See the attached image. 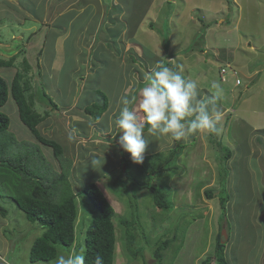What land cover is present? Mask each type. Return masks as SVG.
<instances>
[{"label":"rangeland","instance_id":"1","mask_svg":"<svg viewBox=\"0 0 264 264\" xmlns=\"http://www.w3.org/2000/svg\"><path fill=\"white\" fill-rule=\"evenodd\" d=\"M122 1H127L131 6L133 4L136 6L138 3L136 0ZM56 2L53 0L52 6V3L48 4L46 0H0V41L8 43L12 50L18 49L17 54L11 56L10 62L17 60L28 64L31 59H35L32 52H27L33 37V34L28 32V28L33 24V21L28 18V13L34 11L43 18L45 12L50 15L57 7H61L56 5ZM258 2L259 0H248L247 3L245 0H231L229 8L226 0L224 3L222 0H179L176 6L171 3L166 5V0H155L151 20L146 22L149 25L144 26L140 34L131 36L135 38L134 42L139 46H129L131 41L127 37L130 35H122L117 27L111 28L112 31L109 30L104 35L101 33L109 42H102V37L98 36L96 47L90 58V66L78 64L77 53H79L78 50L83 49L85 41L87 43L93 39L91 42H94L92 38L96 28L94 18L90 21V18H86L85 15L81 16L77 7L61 17L59 21L61 26L65 24L70 26L71 23L69 29L66 28V38H61L58 45L52 46L56 52V55L52 53V61L56 60L55 63L62 65H59L62 72L58 71L57 67L56 71L47 68L35 77L34 81L33 78L31 79L32 86L35 88V93L48 91L47 95L60 106L71 104L69 100L73 96L81 100V107H85L90 102L100 105L104 102L105 95L110 102L109 111L115 114L104 119V126L102 129L99 128L101 130L98 128L94 130V137L106 139V130H109L110 125L114 128V119L118 115L121 98L136 97L144 83L142 78L148 71L146 66L154 65L162 58L166 59L165 65L169 62L171 63L169 67L173 69L179 65V71L197 81L200 98L213 95L214 90L211 88L213 81L219 82L224 89L223 97L217 101V106L223 112L218 124L223 129L220 135L199 132L177 141L169 136L150 135L145 130L149 145L144 156L158 152L169 154L174 150L178 152L177 159L170 165L173 169L160 175L154 173V179L151 181L152 185L163 187L162 190L167 193V199L171 203L169 210H158L153 203L152 191L139 189L138 182L146 181L148 177L137 174L134 169H132L133 178L129 179L125 176L122 162L124 164L126 160H132V158L119 145L112 150L109 146L107 150L102 146L98 148L100 151L91 147L92 144L84 145L78 156L79 160H73L68 156L67 150L64 151V157L74 164L70 180L77 194L79 209L76 241L70 251L79 250L81 247L86 251L88 226L100 214L88 194L83 192L86 186L95 183L103 188L104 196L116 212L114 222L117 248L114 264H203V261L213 254L220 231L221 239L227 236L232 237L225 253L229 264L264 263V229L260 221V219L264 221V214L257 220L254 219L253 214L257 212L260 215L264 210V184L258 183L257 179L255 185L257 187L252 189L249 186L244 189L241 185L244 171L239 169V161L237 158L231 161L225 159L226 148L236 153L238 157L239 149L246 146L245 141L242 142L243 145L245 144L244 147L241 145L243 123L239 121V114H243L246 118L250 116L258 118L254 112L257 113L261 108L260 101H263L262 95L252 98V101L247 100L249 93H264L262 87L264 34L260 32L261 27L264 26V2ZM65 8L61 7L58 12L60 14L65 12L62 10ZM89 14L87 11L86 15ZM21 17H24L23 21ZM225 21L228 22L224 24ZM151 25L156 28L152 29ZM51 35L49 33L46 37L48 44L53 42L50 39ZM33 42H38V39L34 38ZM192 45L194 49H191ZM84 47L86 48L87 45ZM123 47L127 49L123 51ZM203 48L204 52L201 51ZM134 51L141 61H136L138 58L135 57V64L128 66L129 61L131 62L134 58L128 61L126 55L134 57ZM225 66L228 73L227 79L223 80L220 72ZM132 70H138L141 73H132ZM235 71L236 74L238 71V76H234ZM257 71L260 77L256 78L261 80L258 85L255 84L253 88H250L255 76L252 73ZM10 73V70L6 69L2 77L10 80L11 77L5 75ZM30 74L28 72L25 76ZM71 78L77 80L75 84L81 83L84 79L85 92L69 93ZM132 78L133 83H131ZM238 79L241 85L236 86ZM51 85L54 87L52 88ZM238 93H243L239 99ZM42 99L36 98L35 107L41 113L48 110ZM263 107L264 104H262ZM249 110L251 114L248 113ZM3 112L11 119L9 131L18 141L36 144L34 140H31L34 138L31 132L20 120L17 104L13 98L8 100ZM245 112H247L246 115ZM58 119V122H63L62 118ZM74 119L73 123L78 126L80 124L79 130L85 132L87 130L85 115L77 114ZM258 120L261 119L258 118ZM254 126L259 128L258 125ZM38 128L47 138L57 139V142L63 139L57 137V131L52 133V129L46 128L43 124ZM60 132L64 140L73 141L68 138L71 131L66 129ZM258 132L259 130L255 131L253 136L249 135V131L245 134L246 137L250 136L252 142H256V146H252L251 149L253 154L260 156L262 171L260 173L259 170L258 175L261 176V174L264 175V136L261 137L262 144H259ZM108 135H111L107 136V139L111 141L119 139L116 129L115 133ZM76 147L77 145L74 149ZM40 150L44 155V170L50 174V177L46 176V178L50 180L55 177L51 172H59L61 166L59 160L55 159L52 148L40 145ZM254 162L251 161V163ZM211 188L216 190L217 197L209 200L205 191ZM226 193L229 196V204L225 220L222 221L219 199ZM2 194L4 193L0 189V205L7 210L8 214L5 217L0 214V264H55L56 259L39 263L30 261L31 246L44 230L39 224L30 223L16 203ZM135 204L138 210H135ZM133 214L139 218L137 247L140 246L143 249L140 256L144 258L129 261L124 238H122L124 229L120 219L130 220ZM167 239L172 242L162 251V260L157 261L153 256L155 245ZM224 239L225 242L228 240V238ZM63 249L65 248H61L60 254L67 255L69 252H64Z\"/></svg>","mask_w":264,"mask_h":264},{"label":"trees","instance_id":"2","mask_svg":"<svg viewBox=\"0 0 264 264\" xmlns=\"http://www.w3.org/2000/svg\"><path fill=\"white\" fill-rule=\"evenodd\" d=\"M226 1L229 6L231 0ZM151 28L155 29L156 26L151 25ZM192 47L193 45L191 49L195 48ZM201 51L204 52V48ZM133 54L135 56L131 55V57L134 58V61L135 57L141 59L135 51ZM166 64V66L171 65L169 62ZM174 70H179V65L175 66ZM38 97L45 99H42V102L48 108L43 113L35 109L37 105L36 98ZM10 98L15 100L20 120L32 133L36 144L33 142H20L9 131L11 120L1 109ZM104 98L105 100L102 104H93L86 109V113L92 116L95 121H98L108 109V99L105 95ZM58 110V105L54 103L45 91L35 93L32 82L23 73H17L10 82L0 77V189L4 193L2 194L3 196L16 203L19 210L24 213L30 223L39 224L44 230L43 234L31 246L30 261L32 263L55 260L62 253L61 248H65L63 249L64 252H70V248L74 246L76 241L79 209L77 194H75L70 180L74 164L64 157V147L56 140L45 137L38 128L51 113ZM258 134V143L262 144L261 137L264 136V129L259 130ZM40 145L52 148L55 159L59 160L61 166L59 172H51L55 177L50 180L46 178V176L50 177V174L46 173L47 170H44V155L40 150ZM233 154V151L226 148L225 159L229 161ZM177 157L178 152L174 150L169 154L158 152L143 156V162L140 164L134 163L133 160H126L124 164L122 162L126 173L125 176L129 179L133 178L134 175L132 169L136 170L137 174L140 173L141 176L148 177L146 181H137L139 189L152 191L153 203L158 210H169L171 203L167 199V193L162 190L163 187L159 188L157 185L151 184L154 179L153 174L160 175L172 170L173 168L170 165ZM83 192L88 194L100 212L87 229L85 264H93L97 254L103 257L104 264H114L117 238L114 222L116 212L95 183L86 186ZM205 193L209 200L217 197L214 189L206 190ZM228 201L229 196L227 193L219 199L222 211L220 220L222 221L225 220L227 215ZM134 206L136 210L137 204ZM0 214L4 217L8 214L7 210L1 205ZM138 220L139 218H137L136 214H133V218L130 220L120 219V224L124 229L122 238H124L129 261L144 258V256H140L143 249L140 246L137 247ZM216 239L213 254L208 256L203 261V264H229L225 253L227 245L232 241V237L229 236V241L227 240L223 243L220 231ZM170 242L172 241L167 239L155 245L153 256L157 261L162 260V251L167 248Z\"/></svg>","mask_w":264,"mask_h":264},{"label":"crops","instance_id":"3","mask_svg":"<svg viewBox=\"0 0 264 264\" xmlns=\"http://www.w3.org/2000/svg\"><path fill=\"white\" fill-rule=\"evenodd\" d=\"M154 1L155 0H136V2H138L136 4V6H135V4H133L131 6L130 4L127 3V1L124 2L122 0H109V1H107V0H55L56 5H58V6L60 5L61 7H64V8L66 7L65 9H62L63 11L65 10V12L61 11L63 13L60 14L58 11H60L61 7L60 8L57 7L55 11L53 10L50 13V15L48 12H45L43 14L44 17L41 18L34 11H31L28 13V18H30L33 21V24L30 28H28V32H31V34H33V37L31 39V45L29 46V48L27 47V49H28L27 52H32L34 54L35 59H31V62L28 64H26V62L22 63V61L20 62L17 60L15 62H10L9 60H11V56L13 54H17L18 49L12 50V47L10 45H7L8 43H4V42L0 41V46H2V47H0V58H2V61H0L1 62L0 63V75H1L0 77H2L3 71L6 69L10 70V72H11L10 74H5V75H8L11 77L10 80L7 78H4L8 82L12 81L14 76L19 72L23 73L24 76L26 73L30 72L31 74L27 77H28V79H30V82H32V80H31L32 78L34 81L35 80L34 78L39 76L40 73L42 74L43 71H45L47 68H50L51 71H54L55 69L58 68L57 70L62 72V69H61L62 65L55 63L56 60L52 61V53L54 52L56 55L55 49L52 46L58 45V42L61 38H66V28L69 29V27L71 26V23L69 24L70 26H67L66 24L64 26H61L59 21L63 15L70 12L74 7H77L81 16L85 15L86 18H90V21H91V18H94L93 22L96 26L95 32L93 34L94 36L92 37V38H94V42L93 43L91 42L93 40L92 39L90 42L87 41V43H88L87 44L86 41L84 40L85 42L83 44V49L78 50V52H79V53H77V63L78 64H80L82 66L84 64L87 66H90V63H91L90 58H91V55H92V53L96 47V42L98 41V39H97L98 36L102 37L101 38L102 42H104V41L109 42L106 39L107 37L102 36V34L103 35L106 34L107 31L111 30V28L117 27L122 35L129 34L130 37H127V38H130V41H131V44H129V46H131V45L132 46L134 45L135 47L139 46V45L135 44V42H134L135 38H133V37L131 38V36H136L137 34H140L141 31L144 30V26L146 27V25L148 24L146 22H148V21L150 22L152 10H153L152 6L154 4ZM222 1L224 3L225 0H222ZM247 1L248 0H245V3H247ZM178 2H179V0H166V5L168 3H171V4L176 6ZM261 2H264V0H259L258 3H261ZM46 3H48V4L52 3V6L54 4L53 0H46ZM41 4H43L42 1H41ZM87 11H88V14L90 13L89 15H86ZM137 12H139V14H138L139 16L137 15ZM21 19H22L21 21H23L24 17H21ZM130 19H132V20H130ZM224 24H226V21ZM218 25L219 24H217V26ZM262 28H264V26L261 27L260 32L262 34H264V30H262ZM49 33L52 34L50 39L53 42H49V44H48V39L46 37ZM31 34H29V35H31ZM34 35H37V36L34 37ZM43 35H44V37H43ZM34 38H37L38 42H33ZM82 40H83V37H82ZM80 44H82V43H80ZM86 45H87V47L85 48L84 46H86ZM18 48H19V45H18ZM125 49H127V48L123 47V51ZM81 55H85V57L82 58ZM156 57H158V55ZM126 58L129 61L130 58H132V57L131 56L129 57L128 55H126ZM120 59H122V58H120ZM128 61H127V63H128ZM136 61L140 62L141 59H138ZM64 64H63V66H64ZM120 64H121V61H120ZM134 64H135V61L133 59H131V62L129 61L128 66H133ZM155 64L154 65H151V64L147 65L146 70H149L151 67L155 66ZM59 65H61V66H59ZM15 66H17V67H15ZM135 72H140V71L132 70V73H135ZM36 73L38 75H36ZM250 73H252V72H250ZM252 74H255V76H253L254 80L251 81L252 83L250 84V88H253V86L255 84L258 85L259 80H261V78H258V79L256 78V77H260V73L258 71L256 73H252ZM141 76H143V75H141ZM142 80H144V76H143ZM142 80H139V81H142ZM75 81H77V80L72 79V78L69 81V83H71L70 87H69V89H70L69 93L70 92L82 93V91L85 92V90H86L85 80L84 79L81 80V83H79V84H75ZM133 82H134V79L132 78L131 83H133ZM53 85H51L52 88L54 87ZM133 86H135V85H133ZM262 87L264 90V83H262ZM46 92L48 93V91H46ZM238 95H239V97H238V99H239V98H241L243 93H238ZM258 95H262L261 98L263 101H260L261 102V108L258 109L257 113L256 112H254V113L257 114L256 116L261 120H258V118L252 117V116H250V118H246V117H244L243 114H241V115L239 114V121H241L243 123V129H242V131H243L242 135L243 136L241 138V145L244 147L245 144L243 145L242 142L245 141L247 147L245 146L244 148H240L238 157L235 153V154H233L232 158L229 160V161H231L232 159L235 160L237 158V161H239V169L241 168V170L244 171L243 172V179H241V185L244 189H246V187H249V186L252 189L257 187V186H255L257 179H258V183L262 182V184H264V175L263 174H261V176L258 175V171L260 170V173L262 171L260 168V165H261V162L259 159L260 156L257 154H253V150L251 149L252 146H254V145L256 146V142H252V139L250 138V136L255 135L254 134L255 131L264 129V107L262 108V104H264V93H249V97L247 100L252 101V98L257 97ZM104 100H105V98H104ZM69 102H71V104H66V105H61V106L58 104L59 110L51 113V115L45 121H43L40 125L43 124L46 126V128H51L52 133H54V131H57V137L63 138L61 141L58 140V142L63 145L64 151L67 150V154L70 158H72L73 160L78 159V156H79L84 145L88 146V145L92 144L91 147L95 148L97 151H100L98 148H100L102 146L106 147V150L109 146L112 150L113 147L119 145L118 140L117 141H111V139H107V136H111V135H108L109 133H115V129L113 128V126L111 127V125H110L109 130L108 131L106 130V133H105L106 139L105 140L101 137L99 138V137L93 136L95 129L98 128V130H101L102 127L104 126L103 125L104 119L108 118V116L110 117L111 115L115 114L114 112L109 111L110 110V102L109 101H108L109 106H108L107 111L102 115V117L98 121H95L92 116H90L86 113V109L89 106L93 105L94 104L93 102L88 103L85 107L84 106L81 107V104H82L81 100L77 96H73V98L71 100H69ZM247 104H248V101H247ZM3 108L1 109L2 111H3ZM17 108H18V106H17ZM240 110H241V108H240ZM251 110H249L248 113H250ZM18 112H19V110H18ZM246 113L247 112H245V115H246ZM77 114H80V115L84 114L86 119H87V121H86L87 130H85V132H83L82 130L81 131L79 130V127L81 126L80 124L78 126V124L73 123V120L75 121L74 116ZM58 118H62L63 122H58V120H59ZM108 120L110 121L111 119L109 118ZM99 121L101 123H99ZM67 123H68V125H67ZM254 125H258L259 128H256V126H254ZM99 128H101V129H99ZM66 129L68 131H71L70 133L73 135V141H66V140H64V137L61 136L62 133L60 131L63 132ZM78 131H80V133ZM246 131L250 132L249 137H246V134H245ZM246 138H248V139H246ZM31 140H35V139L32 138ZM55 140H57V139H55ZM63 140H64V143L62 142ZM103 143H105V144H103ZM76 145H77V147H76V149H74V147ZM247 151H249V153ZM90 152H88V153H90ZM250 159H253V160H250ZM251 161H255V162L251 163ZM251 185H253V187ZM98 187H100V189L102 191L103 188L101 186H98ZM244 199H246V198H244ZM246 202H247V200H246ZM253 214L255 215L254 216L255 220L260 219V217H262V214H264V210H262L260 215H258L257 212H253ZM260 221L263 223V229H264V221H262V219H260ZM227 238L229 240V236H227Z\"/></svg>","mask_w":264,"mask_h":264},{"label":"clouds","instance_id":"4","mask_svg":"<svg viewBox=\"0 0 264 264\" xmlns=\"http://www.w3.org/2000/svg\"><path fill=\"white\" fill-rule=\"evenodd\" d=\"M165 60L162 58L146 72L136 97L121 98L118 115L114 119L119 146L137 164L143 162L149 145L146 128L150 135L169 136L177 141L199 132L220 135L223 131L218 126L223 112L217 106V101L224 95L221 84L213 81V95L200 98L197 81L166 66ZM227 70L226 67L220 72L223 80L227 79ZM234 76H238V71ZM239 85L241 81L239 84L236 82V86ZM68 138L73 139V135L70 133ZM85 259V249L81 247L67 255H58L55 264H85ZM93 264H104L103 257L97 254Z\"/></svg>","mask_w":264,"mask_h":264},{"label":"water","instance_id":"5","mask_svg":"<svg viewBox=\"0 0 264 264\" xmlns=\"http://www.w3.org/2000/svg\"><path fill=\"white\" fill-rule=\"evenodd\" d=\"M223 235H224V233H223ZM224 238H227V237H223V239H222V242H223V243H225V239H224Z\"/></svg>","mask_w":264,"mask_h":264},{"label":"built area","instance_id":"6","mask_svg":"<svg viewBox=\"0 0 264 264\" xmlns=\"http://www.w3.org/2000/svg\"><path fill=\"white\" fill-rule=\"evenodd\" d=\"M237 83L239 84L240 83V80H237Z\"/></svg>","mask_w":264,"mask_h":264},{"label":"bare ground","instance_id":"7","mask_svg":"<svg viewBox=\"0 0 264 264\" xmlns=\"http://www.w3.org/2000/svg\"><path fill=\"white\" fill-rule=\"evenodd\" d=\"M264 162V161H263Z\"/></svg>","mask_w":264,"mask_h":264}]
</instances>
